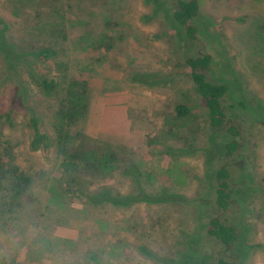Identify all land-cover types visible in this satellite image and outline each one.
<instances>
[{"label": "rangeland", "instance_id": "obj_1", "mask_svg": "<svg viewBox=\"0 0 264 264\" xmlns=\"http://www.w3.org/2000/svg\"><path fill=\"white\" fill-rule=\"evenodd\" d=\"M164 1L175 9L173 0ZM162 8L157 0H0V20L8 23L10 39L23 48L27 62L39 64L50 77L87 83L85 133L111 144L124 164L133 162L144 175L142 184L147 191L155 194L163 188L185 198L180 203L138 204L107 214L119 223L121 231L110 228L103 241L122 239L125 251L120 264H161L137 253L134 246L144 243L166 260H179L183 232L193 225L191 203L205 194L213 171L230 162L222 152L227 140L224 131L209 127L206 109L185 63L187 55L214 52L229 66L225 77L238 79L227 105L245 144L233 167L235 176L240 168L247 172L256 192L247 211L235 206L224 217L238 225L250 245L264 244V192L259 191L264 190V117L251 112L258 103L264 106V0H198L196 25L207 33L192 43L179 38L161 18L141 22L143 15ZM79 21L87 23L80 25ZM41 49L56 54L35 58L34 52ZM28 73L24 77L30 85V106L36 108L47 131L59 98H43ZM205 74L213 81L222 76L217 68ZM5 78L0 58V115L13 109L19 124L14 132L0 125V145L8 142L13 146L17 164L32 175L34 185L22 213L12 214L9 225L0 229V263L11 264L15 259L17 264H37L38 259L45 262L46 254L30 252H40L41 230L45 229L47 239L76 240L79 228H86L83 233L90 236L91 227L88 222L74 226L48 216L44 197L35 195L37 190L44 194L40 185L54 176L57 159L53 150L31 149L28 131L22 125L23 111L14 102L15 87ZM177 104L190 107V114L175 117ZM185 146L192 150L191 155L164 153ZM106 182L122 192L133 188L128 177L114 176ZM209 216L206 213L205 222ZM261 249L254 251L247 264H264ZM50 257L57 259L58 253Z\"/></svg>", "mask_w": 264, "mask_h": 264}, {"label": "trees", "instance_id": "obj_2", "mask_svg": "<svg viewBox=\"0 0 264 264\" xmlns=\"http://www.w3.org/2000/svg\"><path fill=\"white\" fill-rule=\"evenodd\" d=\"M173 1L176 6L174 10L167 1L157 0L164 9H156L149 15H143L141 22L148 23L161 18L184 42L198 41L202 34L207 33L196 25L200 18L198 0ZM86 23L78 22L80 25ZM7 24L0 20V58L6 73L5 80L12 82L15 87L14 102L23 111L25 123L22 125L28 131L31 149L53 150L57 159L54 176L40 185L43 186L41 189L44 194L37 190L35 195L44 197V208L48 216L74 226L83 221L88 222L91 227L90 236L83 233L86 228H79L76 240L56 237L47 239L45 229L41 230L39 235L43 239L38 248L40 252L34 249L30 253L42 256L46 254V258H43L45 262L38 259L37 264H120L121 255L125 251L121 245L122 239L119 237L121 240L113 238L106 243L103 241L110 228L117 230L119 227V223L108 219L107 214L129 210L138 204L180 203L185 198L163 188L156 190L155 194L147 191L142 184L144 175L133 162L124 164L120 152L111 144L90 138L84 131V121L89 113L87 83L50 77L39 64L27 62V54L20 44L11 41ZM55 54L54 50L41 49L34 52L33 56L47 59ZM185 63L190 69L191 82L203 101L210 129L224 131L227 140L222 145V152L230 162L213 171L205 194L191 203L193 225L189 231L183 232V250L179 260H166L145 243L135 245L134 248L145 259L161 264H247L255 250L264 249V244L250 245L247 235L241 234L238 225L224 217L235 206L247 211L248 201L256 192V188L252 186L254 182L247 172L240 168L235 176L233 167L234 158L245 144L238 125L229 117L231 107L227 105L238 79L225 77L229 66L218 60L214 52L196 54L194 57L187 55ZM215 68L222 76L215 81L209 80L205 72ZM25 72H29L43 98H59L54 119L47 131L42 128L41 116L36 108L30 106V85L24 77ZM236 102L239 106H244L241 100L237 99ZM190 111V107L180 104L173 109L177 118L187 117ZM251 112H256L258 118H263L264 106L258 103L251 108ZM0 125L11 132L15 131L19 124L14 118L13 109L0 115ZM12 147L8 142L7 145H0V229L9 225L12 214L22 213L25 199L33 195L30 191L34 179L17 164ZM191 151L185 146L179 150L168 148L164 153L182 157L191 155ZM114 176L128 177L133 188L122 192L107 184L106 181ZM259 191L264 192L261 189ZM206 213L208 216L210 214L207 222ZM44 227L43 223L41 229ZM118 230L121 231V227ZM208 249L211 252H207ZM55 253H58L57 259L50 257ZM0 264L10 263L3 260ZM11 264H17L16 260Z\"/></svg>", "mask_w": 264, "mask_h": 264}]
</instances>
